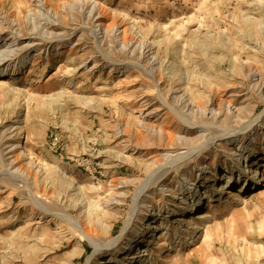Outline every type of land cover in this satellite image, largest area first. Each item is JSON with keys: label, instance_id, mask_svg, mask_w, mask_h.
Masks as SVG:
<instances>
[{"label": "rangeland", "instance_id": "rangeland-1", "mask_svg": "<svg viewBox=\"0 0 264 264\" xmlns=\"http://www.w3.org/2000/svg\"><path fill=\"white\" fill-rule=\"evenodd\" d=\"M0 5V264H122L153 214L143 264H264V188L216 201L264 158V0Z\"/></svg>", "mask_w": 264, "mask_h": 264}, {"label": "bare ground", "instance_id": "bare-ground-1", "mask_svg": "<svg viewBox=\"0 0 264 264\" xmlns=\"http://www.w3.org/2000/svg\"><path fill=\"white\" fill-rule=\"evenodd\" d=\"M33 1L37 2L38 4H40L42 9H43L44 0H33ZM0 7H1V5H0ZM17 40H18V38L17 37L14 38V36H13L12 40H10V41H12V43L9 44V46H12V47L15 46V44L18 43ZM34 45H35L34 43H31V44H29L27 46V48L28 49L32 48ZM27 48H26V50H27ZM14 52H16V50L15 51L12 50L10 53L12 54ZM4 54H3V56H4ZM15 56H17V55H15ZM18 57H19V55H18ZM9 58H11V57H9ZM9 58L4 59V60H0V80H2V82H3V79H5V78H15V77L19 76L22 73L21 72L19 74H15V75L14 74L13 75H8L7 74V71L4 69L5 64L3 63V61L7 62ZM13 58H15V57L13 56ZM117 137L121 138V137H123V134L118 132L117 133ZM19 148L20 147L17 146V147H14L13 149L14 150H18ZM192 155L193 154L191 153V154H188V156L185 155L186 157L183 155V156L177 157V159L174 158L175 160H174L173 163L179 164V161L183 160V159L187 161V160H189L191 158ZM258 160H259V162H263L264 158H261V159L256 158V159H254V165H250L249 164V167L245 171L239 172V174H238L239 178L235 177V173L234 172H232V173L229 172L227 174V176H226L227 179H228V183L225 186L226 188L225 189L224 188L221 189L222 194L219 196L220 201H218V200H216V201L217 202H221V203H225L226 200H224V199H225L226 195L233 194L232 190L235 189V188L239 189L237 194L240 195V197L242 196L241 197L242 200H244L243 198H245L244 195L248 194L251 189L252 190L255 189L254 191H257V193L262 191L263 188H264V175L258 177L255 183H252L253 180L255 179L256 173L250 171L251 169H256L255 168V165H256L255 163ZM13 165H15V166H13L12 169L14 167H16L17 163L13 164ZM258 165H259V163H258ZM18 170H19V168L17 169V171ZM16 173H17L16 170L15 171H12L11 169H7L6 170V175L7 176L11 177L13 180H18L21 183H25L26 186L29 188V190H31L32 187L30 186V183L24 182L22 176L21 177L19 176L16 179V175H17ZM220 179H221V176H220ZM242 179H244V181L240 182ZM71 189H75V187L72 185ZM193 189L194 190L190 193V195L188 194V195L185 196L186 198L190 196V199L188 198V205H189V207H192V209H191L192 212L186 218V224H185V225H187L189 227H193L194 224H199V222H201L202 220H204V221L207 220L206 216H205L206 209H208V206H207V208H205L206 207V200H207V197H208L209 193L213 189V186L212 185H207V186H204L202 188H197L196 187V188H193ZM30 192L32 193V190ZM143 192H144V190L139 191L137 200L141 197ZM41 208L43 210H45L44 207H41ZM136 209L137 208L135 206V208L133 209L132 215H131V219H130L129 223L126 225V227H125V229L123 231V235L121 236L120 239H122L125 236V234L127 233V230L132 225V221H133V219L136 216V212H137ZM194 215H196V217ZM174 217H176V216H174ZM161 219H162V217H159L156 214H153L152 216H150L148 218V220L145 222L144 229L140 233H138L137 238L135 240L125 244L122 253L116 258V262L122 263V264H143V259H144L145 255H141V253L146 252V251H142L144 249V247H145V246H142V245H144L145 243L149 242V240L152 239L153 236L157 237L156 235L159 234V233H157V232H159V226L157 225V223ZM69 222H70V224H74L75 227L80 228V232H82V234L85 237H87V239H89L90 242H92V244L94 245L95 253H97V252L99 253L100 250H101V247L99 246V244L96 243V241L93 240V238L87 233V231L83 227H81V225H78L75 221H72L71 219H69ZM204 223H200L201 226H200L199 233L202 232V231H205L206 225ZM207 226H209V224H207ZM120 239H119V241H120ZM104 260L105 259H102L100 261V264H110V260L111 259L110 260L106 259V261H104Z\"/></svg>", "mask_w": 264, "mask_h": 264}, {"label": "built area", "instance_id": "built-area-1", "mask_svg": "<svg viewBox=\"0 0 264 264\" xmlns=\"http://www.w3.org/2000/svg\"><path fill=\"white\" fill-rule=\"evenodd\" d=\"M52 143L53 145H56L58 143V140L53 138Z\"/></svg>", "mask_w": 264, "mask_h": 264}]
</instances>
